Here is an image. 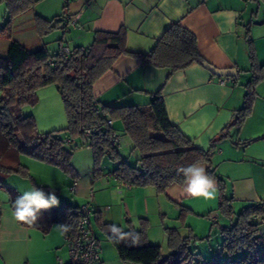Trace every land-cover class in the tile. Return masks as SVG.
I'll use <instances>...</instances> for the list:
<instances>
[{
  "label": "crops",
  "instance_id": "1",
  "mask_svg": "<svg viewBox=\"0 0 264 264\" xmlns=\"http://www.w3.org/2000/svg\"><path fill=\"white\" fill-rule=\"evenodd\" d=\"M66 4L67 16L73 23H66L65 29L76 41L73 47L87 46L96 30L115 32L122 28L126 48L147 53L162 33L178 22L195 35L199 54L205 62L217 69H235V77L215 75L197 63L174 71L122 54L93 84V94L103 104L145 107L152 95L159 93L171 124L199 149L207 150L214 144L211 166L225 181L226 194L233 197V209L236 205L240 209L264 200V139L261 138L264 137V80L256 85L249 116L240 127L231 125L236 111L244 104L245 85L251 77L247 31L258 63H264V23L261 22L264 8L261 4L253 0H69ZM49 12L34 15L51 19ZM17 18L12 19L13 29ZM9 20L5 3H1L0 29ZM16 40L30 48L44 45L39 38L33 44ZM39 90L58 92L54 85ZM250 140L253 141L247 143ZM118 152L124 159L121 142ZM132 153L137 154L134 149ZM87 154L93 162L92 152L90 155L87 151ZM135 157L134 163L138 155ZM14 161L8 165L21 164L32 180L15 172L0 174V264H68L67 244L60 224L54 221L56 207L61 204L90 207V227L98 242L102 264L133 263L121 261L108 247L106 239L96 234L93 223L101 232L100 221L117 224L124 230L129 223L138 229L139 219L146 218L150 223V216L154 215L161 234L158 235V229L153 232L150 223L147 239L151 244L150 238L155 236L161 243L166 241L163 227L179 229L176 223L181 207L191 212L186 219L192 218L188 226L195 235L201 233L202 226L208 225V219L225 223L217 208L219 192L215 199L205 200L186 195L185 183L171 184L164 193L149 186L131 187L112 176L115 165L112 169L102 168V178L111 179V183H105L95 178L93 163L83 179L72 161V174L25 154H15ZM199 164L207 171L208 163ZM33 185L45 193L54 191L59 204L42 210L38 222L30 225L15 219L11 194L17 198ZM168 221L174 226H168Z\"/></svg>",
  "mask_w": 264,
  "mask_h": 264
},
{
  "label": "trees",
  "instance_id": "2",
  "mask_svg": "<svg viewBox=\"0 0 264 264\" xmlns=\"http://www.w3.org/2000/svg\"><path fill=\"white\" fill-rule=\"evenodd\" d=\"M36 1L38 0H0V4L5 3L10 16L9 22L0 29V35H8L12 19L29 10ZM253 1L264 8V0ZM66 3L64 2L65 9ZM67 18L70 19L67 13H63L53 24L52 18L35 15L33 22L37 33L42 35L54 26H66V23L70 22L66 21ZM261 22L264 23V17ZM246 39L251 79L245 85L244 104L236 111L231 124L237 127H240L251 113L256 97V85L264 80V63H258L248 31ZM60 48L51 53L45 45L30 48L11 38L6 56H0V133L5 137L3 141L8 143L7 147L15 148L17 155H28L72 174L69 148L79 144L88 146L92 152L96 179L103 175L100 161L107 157L115 162L112 176L131 187L149 186L160 193H164L171 184L185 183L183 175L178 172L180 167L193 163H208L206 172L217 182V208L225 223L211 222V229L217 226L222 235L221 248L210 261L204 262L264 264V229L261 228L264 224V200L249 203L237 212L233 209V197L226 194L225 181L211 166L214 144L207 150L199 149L171 124L159 93L152 95L145 107L103 104L93 94V84L122 54L139 58L143 63L154 67H169L174 71L193 63L202 65L204 59L199 54L195 35L178 22H174L147 53L129 51L125 46V32L122 28L115 32L96 30L87 46H75L69 49L70 53L67 55L62 54ZM48 85L57 87L67 123L59 130L37 132L34 119L21 115L20 110L24 105H34L37 101L36 91ZM117 121L121 123L124 134L138 155L134 164L123 159L118 152L121 137L114 128ZM60 132H63V136ZM68 139L74 142L66 143ZM251 141L253 140L247 143ZM11 172L32 180L28 170L21 164L9 166L0 163V174ZM15 199L14 194H11V205ZM79 207L67 204L56 207L54 221L60 224L63 234L76 230L80 218L77 212ZM189 213L191 214L188 209L181 207L177 217L180 226L186 228V233H181L176 227H163L168 248L166 254L162 253L159 244L148 242L149 222L146 218L139 219L138 229L128 225L125 230L127 232L131 229L138 233L135 243L130 240L118 244L109 242L123 262L192 264L196 253L190 245L199 238L191 227L185 224ZM109 224L112 223L99 222V227L107 239L105 226ZM223 252L227 254V258L220 260Z\"/></svg>",
  "mask_w": 264,
  "mask_h": 264
},
{
  "label": "rangeland",
  "instance_id": "3",
  "mask_svg": "<svg viewBox=\"0 0 264 264\" xmlns=\"http://www.w3.org/2000/svg\"><path fill=\"white\" fill-rule=\"evenodd\" d=\"M64 5L65 4L63 0L36 1L29 10L24 12L23 15L20 14L18 16L17 18L18 21L14 22L15 28L13 29L11 26V31H9L8 35L0 36V56L2 57L6 56L7 47L11 38L12 39L18 38L19 40L28 44H33L32 42H34L39 38L40 41L43 42V44L47 47V49L51 53L58 51L59 45L63 47L68 46L69 48L72 49L76 41L72 39V35H70V31L65 29V26L64 27L54 26L50 29V31L42 35H39L34 27V22L32 18L35 16L34 13L37 14L38 12H44L46 10H49L50 12L48 14L49 17L52 18V22H53L57 18H61L63 13L66 14L68 12V7L65 9ZM250 79L251 77L249 78V80ZM36 96H37V101L34 105H24L20 110L21 115L31 116L34 119L36 131L48 132V131H52L53 129L59 130L63 126H66L67 118L64 112V107L60 94L57 91L41 92V90L38 89L36 91ZM114 128L117 134L121 137L120 142L123 149L124 159L126 160L129 159L132 163H134L135 162L134 159L136 158L135 156L137 154L136 155L134 153L131 154L133 148L130 140L123 132L121 123L118 121L115 122ZM60 135L63 136V132H60ZM3 138L5 137L0 133V163L4 165L6 164L8 165L15 162L14 161L15 153L17 156L18 152L13 147H7L8 143L7 142L5 143L3 141ZM77 142L79 141L77 140ZM69 149H70V163L72 161L73 163L77 164L78 171L79 173L82 174L81 177L85 179L87 177L86 175H87L88 167L93 163L91 157L88 156L87 154L88 151L91 155V149L88 146H84L80 144L74 147H70ZM71 154L73 155L71 156ZM114 163H115L114 161L110 160L107 157H103L100 161V165L102 166V168L107 166L108 168L112 169V166L115 165ZM102 176L99 177L98 179H102L101 181L105 183H109V182L111 183V179L106 180V178H102ZM238 210L239 209L236 205L235 211L237 212ZM198 218L204 219L202 217L201 218L198 217ZM150 219H151L150 223L152 227L151 229L153 232H155L158 229L157 217L151 215ZM190 220H192V218H189V220L185 219V224L188 225ZM208 221H209L207 223L208 225H206V227L202 226L201 233H199V235H196L197 238H199V240L191 243L190 245V248L194 250V253H196L195 260L192 262V264H201L200 262L210 264L204 261L207 260L210 261L213 258L214 254H216L221 248L220 246L222 242V235L219 233V228L217 226H213L212 229L210 230L209 228L211 227V223H210L211 221L209 219ZM150 223L148 228L150 227ZM167 224L168 226H174L172 223H169V221ZM92 225H94L93 227L96 234L101 238H105L107 241L106 243H108L107 244L108 247H110V249H112V251L116 253L115 249L113 248L109 240H107V237L101 231L98 230L99 228L95 225V223H93ZM128 225L129 223H127V226ZM176 226L179 227L181 233L183 234L186 233V228L181 227L179 221L176 223ZM261 228L264 229V224H262ZM157 231H158V235L159 233L161 234L159 229ZM150 240L151 242H153L152 244H157V245L159 244L161 246L163 254H166L168 252L167 240L161 243L160 239H158L157 236H155V238L151 237ZM226 258H227V254L223 252L220 260H224Z\"/></svg>",
  "mask_w": 264,
  "mask_h": 264
},
{
  "label": "clouds",
  "instance_id": "4",
  "mask_svg": "<svg viewBox=\"0 0 264 264\" xmlns=\"http://www.w3.org/2000/svg\"><path fill=\"white\" fill-rule=\"evenodd\" d=\"M178 172L184 177V193L186 195L205 200L216 198L218 192L216 180L206 172L202 165L193 163L182 166ZM58 204L59 200L54 191L45 193L43 189L33 185L13 201V215L20 222L34 225L40 219L42 210H48ZM105 228L108 239L112 243L118 244L129 240L135 243L138 240V233L131 229L126 232L123 227L117 224H109Z\"/></svg>",
  "mask_w": 264,
  "mask_h": 264
},
{
  "label": "built area",
  "instance_id": "5",
  "mask_svg": "<svg viewBox=\"0 0 264 264\" xmlns=\"http://www.w3.org/2000/svg\"><path fill=\"white\" fill-rule=\"evenodd\" d=\"M68 2L69 0H63ZM66 21H72L67 18ZM62 54H69V48L61 46ZM73 140L68 139L66 143H73ZM73 190V189H72ZM120 192V189H118ZM80 215L76 230L65 232L63 234L68 248L69 263L68 264H102L99 251L97 248L98 242L90 227V214L91 209L86 205H82L77 209ZM59 264H63L60 262ZM206 264V263H204Z\"/></svg>",
  "mask_w": 264,
  "mask_h": 264
},
{
  "label": "water",
  "instance_id": "6",
  "mask_svg": "<svg viewBox=\"0 0 264 264\" xmlns=\"http://www.w3.org/2000/svg\"><path fill=\"white\" fill-rule=\"evenodd\" d=\"M202 65L208 69L211 73L218 75V76H225V77H235L237 75L235 69L230 68V69H217L210 65L207 62H203Z\"/></svg>",
  "mask_w": 264,
  "mask_h": 264
}]
</instances>
